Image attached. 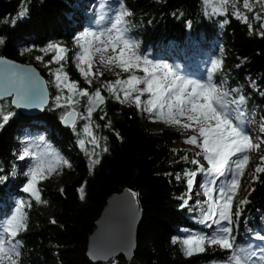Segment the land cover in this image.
Returning <instances> with one entry per match:
<instances>
[{
	"label": "trees",
	"instance_id": "1",
	"mask_svg": "<svg viewBox=\"0 0 264 264\" xmlns=\"http://www.w3.org/2000/svg\"><path fill=\"white\" fill-rule=\"evenodd\" d=\"M93 1L0 0V55L25 63L22 53L37 57L48 44H59L67 49L63 68L80 88L92 92L104 81H114L116 75L103 73L89 85L73 65L74 40L89 20L87 13ZM250 3L254 8L251 13L243 8V0H237V7L249 17L252 28L237 19L231 4L223 14L211 11L204 0H123L121 7L128 13L126 24L142 56L156 55L159 49L169 45L184 49L218 41L228 49L225 61L232 66L226 88L237 89L240 95L243 81L247 79L264 110V36L260 35L264 6L258 0H250ZM256 13H260L261 19H253ZM51 58V53L47 52L46 60L34 62L46 78L50 94L53 92L48 74ZM102 94L106 97L103 112L97 110L92 115L93 132L100 138L97 149L100 162L94 165L88 153L78 146L75 131L81 132L80 123L74 129L62 125L65 108L49 103L42 112L29 114L11 106L10 98L0 103V107L14 113L0 128V177L4 178L0 179V220L12 213L16 201L31 202V207L24 208L26 227L16 237L21 242L17 264H51L53 256L57 264H222L228 252L218 246L206 245L204 252L186 256L179 244L172 242L175 235L179 239L178 226L196 228L186 215L187 208L181 207L183 185L176 177V173L193 166L172 156L167 144L182 139L183 131L169 125L163 130H150L148 124L152 120L148 113L132 103H120L106 90L102 89ZM82 106L81 102L76 110L82 112ZM101 116L106 118L101 120ZM39 123L49 130L47 138L44 134L40 141L47 139L71 167H59L63 184L58 189L51 188L47 178L38 182L41 198L47 203L37 204L23 191L25 174L14 152L24 133L20 126ZM104 147L107 152L102 151ZM14 166L17 181H12L10 172ZM254 175L247 203L232 210L233 214L240 211L239 219L234 216L232 223L237 246H245L248 234L259 231L264 225V173ZM125 188L136 193L141 205L133 257L128 262L119 255L93 263L86 256L88 235L107 198ZM44 204L55 208L51 220L41 214ZM211 233V229L205 227L204 235ZM48 243L52 247H48ZM170 248L178 253L177 257L171 254Z\"/></svg>",
	"mask_w": 264,
	"mask_h": 264
},
{
	"label": "snow or ice",
	"instance_id": "2",
	"mask_svg": "<svg viewBox=\"0 0 264 264\" xmlns=\"http://www.w3.org/2000/svg\"><path fill=\"white\" fill-rule=\"evenodd\" d=\"M204 2L207 4L209 0ZM258 2L264 6V0ZM218 3L219 6L213 11L223 14L231 4L237 19L248 24L249 28L253 27L249 23V17L237 7V0H218ZM243 8L249 13L254 10L250 0H243ZM127 15L126 11L118 12L110 21V27L100 32L86 30L76 37L79 48L75 57L78 61L77 68L89 85L92 84L93 78L103 75L98 68L93 72L95 67L92 62L93 57L96 53L106 52L109 48L114 55L107 57L102 55L101 64L114 66L128 73L123 79L117 73L114 81H104L92 92L87 88H80L78 82L70 80L67 72L63 70L61 62L66 60L67 49L54 43L48 44L47 48L43 49L45 53L50 51L55 53L48 64L60 65L52 74L60 93L55 97L57 106L69 109L62 117L63 122L71 123L75 127L73 117L87 121L83 132L91 138L87 143L91 144L92 148L91 150L85 148L84 139H81L79 144L88 153L93 165L100 162V152L97 151L100 148V138L93 132L92 114L105 103L106 97L102 94V89L120 103H132L141 111L148 113L153 122L159 120L191 130L193 134L185 137V143L200 150L193 153L194 158L190 161L191 164L197 165V168L184 174L187 189L191 193L197 175H204L201 187L207 199L202 203L207 207L201 212L200 222L209 228L213 225L217 227L210 235H191L184 239L182 243L186 246L185 254L190 256L194 252H204L206 245L218 246L228 252L222 264H264V244L259 247L237 246L235 237L232 236L233 218L235 216L238 220L240 216L239 210L234 214L231 211L234 195L239 188L238 176L249 161V151L253 148L259 149L260 144L264 143V138L254 143L248 132V122L242 110L245 96L237 95V89L224 87L223 82L219 85L213 82L211 75L206 82L188 80L178 75L169 65L155 63L147 56L140 55L138 45L127 35L125 20ZM253 19H261L260 13H256ZM260 28L264 29V23ZM260 35L264 36V31H261ZM36 59L42 60L43 57L37 56ZM0 63L7 62L0 60ZM217 67L219 62L214 61L213 71ZM138 72L143 74L138 75ZM65 90L67 95L64 94ZM145 94L147 98L142 100ZM7 97H11L10 105L16 108L42 107L48 100L45 83L34 69L18 67L10 63L6 81L0 85V103ZM84 97L87 98L86 115L77 114L76 106ZM61 100L64 101L63 104L60 103ZM13 115L12 111L0 107V128H3ZM105 118L106 116L100 117L101 120ZM260 131L264 132V125H261ZM102 151L107 152V147ZM201 157L207 162V167L200 163L198 158ZM18 158L32 161L26 173L29 179L23 191L30 194L37 204L47 203L42 200L41 191L37 187L39 180L47 178L61 165L71 167L66 159L50 147L45 151L37 152L25 146ZM183 158L188 159L187 156ZM260 159L264 161V156ZM255 173H264V166L258 165ZM223 177L228 179L222 180ZM255 178L254 175L253 179ZM0 179L4 178L0 177ZM177 179L180 177L178 176ZM79 191L83 199V187ZM214 192L215 196H213ZM131 196L135 197L136 193L132 192ZM189 199H184L181 207L188 205ZM245 203H247L246 199L240 201L241 205ZM25 207H31V202L16 201L15 212L10 218L0 220V264H17L12 257L19 256L21 242L16 237L19 231L26 227ZM254 239L264 242V235L256 234Z\"/></svg>",
	"mask_w": 264,
	"mask_h": 264
},
{
	"label": "rangeland",
	"instance_id": "3",
	"mask_svg": "<svg viewBox=\"0 0 264 264\" xmlns=\"http://www.w3.org/2000/svg\"><path fill=\"white\" fill-rule=\"evenodd\" d=\"M123 0H94L91 3V9L88 11L87 16L89 18L88 21H86L83 25V29L81 32L76 34V37L80 36L82 33H84L86 30L87 31H94V32H100L104 30L107 27H110V21L114 19V16L116 13L123 11L121 7V3ZM208 7H210L211 11L215 7L219 6L218 0H209V3H207ZM215 12V11H213ZM224 12V11H223ZM218 13V12H215ZM127 25V24H126ZM128 28V25H127ZM128 37H130L131 40L134 41V37L131 34L130 29L128 28ZM135 42V41H134ZM74 45H75V51L72 55L73 58V65L76 69V71L80 74L78 68H77V63L78 61L75 59L76 53L79 51L78 45H77V40H74ZM61 46V45H60ZM47 48V47H46ZM45 49V48H44ZM42 51V57L43 59L46 60V53ZM51 55L53 56L55 53L51 52ZM107 52H101V53H96L95 56L93 57V64L95 67L93 68L96 70L97 68L102 72L106 74H114L116 75L119 73L120 78H126L128 73H124L121 71V69L114 67V66H106L102 65L100 61V57ZM113 53V52H112ZM114 55V54H113ZM229 55L228 49H226L224 46H222L218 41H213V42H203L201 44H195L192 45L191 47H186L184 49H180L175 47L174 45H169L166 47V49H159V52L156 55H143L147 56L149 60L155 62V63H161V64H167L173 70L179 74L180 76L184 77L185 79H190L193 81H199V82H206L207 78L209 75L212 76L213 82L217 83L218 85L223 82L224 87L225 82L227 81V75L231 72L232 66L229 65L226 61L225 58ZM104 56V55H103ZM108 56V55H107ZM106 56V57H107ZM21 57H25L26 64H33L34 62H37L38 60L36 59V56L24 52L22 53ZM158 59V60H157ZM218 61L219 62V67H217L213 71V62ZM177 62V63H176ZM62 63V62H61ZM51 66L49 76L51 78V84L52 87V93H49V101L48 104L51 103L54 107H58L55 97L58 96L60 93L58 92L55 83H54V76L53 72L60 66L59 64H49ZM174 65V66H173ZM46 66V62H45ZM176 68V69H175ZM64 70V68H63ZM65 71V70H64ZM178 71V72H177ZM185 71V72H184ZM188 71V72H187ZM139 73V72H138ZM137 73V74H138ZM142 73V72H141ZM197 75V76H195ZM81 78L85 81L84 77L80 74ZM192 76V77H191ZM194 77V78H193ZM85 83H87L85 81ZM88 84V83H87ZM65 95H67V90H65ZM240 95L245 96V103L242 106V110L245 113V119L247 120V127H248V132L252 136L253 142H259L261 138H264V132H261V125H264V110L261 108L260 104L257 101V98H255V91L251 87L250 82H248L247 79L243 81V87L242 91L240 92ZM147 98V94H145ZM145 98V99H146ZM87 98H81V102L84 104L82 106L83 111H77V114H84L86 115L85 111V103H86ZM250 100V101H249ZM61 104L64 103L63 100L60 101ZM47 106V105H46ZM77 109V108H76ZM102 105L97 109L100 110L102 113ZM68 108H65L63 111V115L68 111ZM96 110V111H97ZM95 112V111H94ZM93 115V114H92ZM80 123V130L75 131L76 135H78V146L80 147L79 141L81 139H84L86 141L85 148L91 150L92 145L87 143L91 138L86 136L83 132V127L87 123L86 120L75 118V126L77 123ZM187 122V121H184ZM169 124L164 123L162 121H155L153 120L148 124V128L153 131L157 130H163L165 128H168ZM170 127L173 128H178L184 133V137L178 141H168V148L170 149L171 155L175 156L179 159H182L183 162L188 163L189 165L193 166L191 169L186 170L184 172H178L176 173V177H180V181L183 185V190L180 196L181 204L184 199H189L188 205L185 207L187 208L186 215L188 219H190L194 224H196V228H187L185 226H178L177 231L179 235H175L172 237V242L179 244L181 248V252L183 255L185 254V247L182 243L184 239L191 235H204V230L205 227H207L205 224L201 223L200 221L202 220L201 212L202 210L206 209L207 205L202 203L204 200L207 198L203 194V188L201 187V184L204 182V175L203 174H198L196 177V183L194 184L191 193L188 192L187 185H186V177L184 174L186 172L194 171L197 168V165L191 164V159H193V153L196 151H199L200 149L195 148L192 145H189L185 143V137L188 135H192V131L189 129H183L178 126H172L169 125ZM69 128L74 129V127L71 125ZM20 130H23L22 134V141L20 145H18V150L16 149L14 152V155L18 162H21L22 164V169L24 172V179L22 181L23 187L27 183V180L29 177L26 175L28 173L29 167L32 164V161L30 159H25V160H20L18 157L20 154H22V149L25 146H29L30 149L35 150L37 152L40 151H45L48 147L53 149L56 153L58 151L56 148L46 139L40 141L44 134H46V138L49 134V130L45 126V124L39 123V124H28V125H21ZM39 132V134H37ZM24 143V145H23ZM20 149V150H19ZM83 151H85L83 149ZM59 154V153H58ZM249 161L247 162L246 166L242 170L241 174L238 176V184L239 188L236 194L234 195V199L232 201V209L231 211L235 208L238 209L239 206H242L240 204L241 200L247 199V195L249 191L251 190V180L253 177V174L255 173V168L258 165H263L264 161H261L260 157L264 156V143L260 144L259 149L253 148L249 151ZM60 155V154H59ZM61 156V155H60ZM187 156L188 159L185 160L183 157ZM64 158V157H63ZM65 159V158H64ZM200 163L207 167V162L201 158ZM16 166V165H15ZM13 167L11 169V175H12V181H17V172H16V167ZM60 167V166H59ZM59 167L56 168L54 172H52L49 176H47L48 183L50 184V187L53 189H58L62 186L63 182L61 181V175L59 172ZM222 180L228 179V177H223L221 178ZM40 181V180H39ZM11 190V189H10ZM11 192V191H10ZM216 193H213V196H215ZM11 198H14V195L11 196ZM201 202V203H198ZM55 211V208H52L51 206L44 204L41 208V214L46 220H51L53 216V212ZM15 212V209L12 211V213L8 214L6 218H10V216ZM232 226V225H231ZM217 226L213 225L210 229L213 232ZM264 234V225L261 227L259 231H251L248 234V241L245 246L251 245L253 247H259L264 242L254 239V235L256 234ZM262 235V234H260ZM175 238V242H174ZM48 247H52L51 243H48ZM171 254L174 257L178 256V253L170 248ZM197 252H194L192 255L196 254ZM51 255H54L51 252ZM189 256V255H186ZM12 259L17 261L16 256H13ZM51 264H57V260L55 257H52Z\"/></svg>",
	"mask_w": 264,
	"mask_h": 264
},
{
	"label": "water",
	"instance_id": "4",
	"mask_svg": "<svg viewBox=\"0 0 264 264\" xmlns=\"http://www.w3.org/2000/svg\"><path fill=\"white\" fill-rule=\"evenodd\" d=\"M262 23H264V16L261 21ZM0 60L7 62L0 63V85H3L6 81L9 63L18 67L32 68L39 74V77L45 83L48 94L47 103L42 107L18 109L29 114L42 112L46 105H48L49 90L46 78L40 73L38 68L33 64L22 63L3 55H0ZM7 98L11 99V97ZM61 122L64 127L72 125L71 123L65 124L63 120ZM131 193L130 189L125 188L107 198L104 207L96 219L94 228L88 235L86 256L91 262L107 261L109 258L119 255L123 256L128 262L133 257L136 249V230L141 218V205L137 195L133 197Z\"/></svg>",
	"mask_w": 264,
	"mask_h": 264
},
{
	"label": "bare ground",
	"instance_id": "5",
	"mask_svg": "<svg viewBox=\"0 0 264 264\" xmlns=\"http://www.w3.org/2000/svg\"><path fill=\"white\" fill-rule=\"evenodd\" d=\"M118 51V50H117ZM107 54L106 53H104L103 55L106 57L107 55L108 56H112L113 55V53H112V50H111V48H109L107 51ZM103 53V52H102ZM158 60V59H157ZM177 63V62H176ZM174 66V65H173ZM176 69V68H175ZM178 72V71H177ZM185 72V71H184ZM188 72V71H187ZM179 75V74H178ZM195 76H197V75H195ZM192 77V76H191ZM194 78V77H193ZM190 80V79H189Z\"/></svg>",
	"mask_w": 264,
	"mask_h": 264
}]
</instances>
